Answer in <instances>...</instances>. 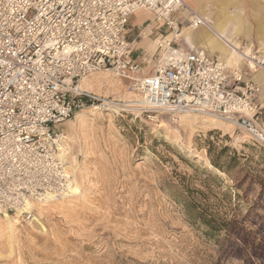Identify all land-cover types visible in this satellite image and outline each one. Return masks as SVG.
Instances as JSON below:
<instances>
[{
    "label": "rangeland",
    "instance_id": "rangeland-1",
    "mask_svg": "<svg viewBox=\"0 0 264 264\" xmlns=\"http://www.w3.org/2000/svg\"><path fill=\"white\" fill-rule=\"evenodd\" d=\"M249 9L254 27L264 0ZM129 85L110 71L82 80L121 105L65 122L80 192L36 206V223L0 215V264H264V146L221 122L128 104ZM262 103L264 124L263 91Z\"/></svg>",
    "mask_w": 264,
    "mask_h": 264
},
{
    "label": "built area",
    "instance_id": "built-area-1",
    "mask_svg": "<svg viewBox=\"0 0 264 264\" xmlns=\"http://www.w3.org/2000/svg\"><path fill=\"white\" fill-rule=\"evenodd\" d=\"M139 10L162 23L145 60L151 73L131 57ZM209 24L185 0H0V215L36 223V206L71 191L65 122L95 103L121 105L81 86L94 72L128 79L138 96L128 104L222 121L264 146L253 78L264 71V42L240 41L241 66L177 45L184 26Z\"/></svg>",
    "mask_w": 264,
    "mask_h": 264
},
{
    "label": "crops",
    "instance_id": "crops-1",
    "mask_svg": "<svg viewBox=\"0 0 264 264\" xmlns=\"http://www.w3.org/2000/svg\"><path fill=\"white\" fill-rule=\"evenodd\" d=\"M185 1L197 11H199L203 16H206V18L212 20L213 22L221 23L223 21H227V34L229 35H231L233 29L237 25L236 22L238 16V20L240 19L239 23L241 24L243 30L240 34L232 36L236 37L237 39H235L238 42H240V39L242 37L247 39L248 45L250 41H252L254 45L257 44L256 42L262 43L264 41V20L259 15H254L255 26L252 27V23L248 20V17L246 15V12L250 10L249 6L254 7L255 3H257L258 0ZM260 9L261 8H259V11L262 12V10ZM180 17L182 18V15ZM161 26L162 23L156 22L153 18V15L146 11L139 10L132 14L129 19L128 40L131 42L132 47L131 57L137 61H140L143 65L144 70H146L148 67L145 60L151 59L156 53V47L154 48V50H152V45L154 44V37L158 35L157 29H159ZM201 28L205 30H202ZM249 29L252 30L250 33ZM247 36L249 38H247ZM254 38L257 41H253ZM235 39L233 38L234 41ZM214 40L217 41L215 42ZM242 40L244 41V39ZM177 45L183 48H189L192 46L203 47L211 54L218 55L219 58L224 60L227 64L233 65V63H237V60H234L232 55L228 57L225 55L223 46L224 44L218 39L215 31H211L209 29L206 30V28L203 26L195 29L189 28V26H184L182 28L181 38L177 42ZM254 78L261 84L262 91L264 92V72L257 71L254 74Z\"/></svg>",
    "mask_w": 264,
    "mask_h": 264
},
{
    "label": "bare ground",
    "instance_id": "bare-ground-1",
    "mask_svg": "<svg viewBox=\"0 0 264 264\" xmlns=\"http://www.w3.org/2000/svg\"><path fill=\"white\" fill-rule=\"evenodd\" d=\"M195 9V8H194ZM196 10V9H195ZM197 11V10H196ZM201 16H203L199 11H197ZM235 14V13H234ZM240 14V13H239ZM206 18V16H204ZM211 19V18H210ZM207 20H209L207 18ZM240 20V19H239ZM239 20H238V16H237V25L236 27L233 29L231 35L227 34V26H228V22L227 21H223L221 23H216V22H213L212 20H209L210 21V27H207V26H203L206 28V30H211V31H215V34L217 35L218 39L224 44V50H225V55L228 57V56H233L234 60H237L236 62L239 64L240 62H243L242 61V58H241V54L239 53L237 47H239L241 45L240 42H238L235 37H232V36H236L238 34L241 33V31L243 30V28L241 27V24L239 23ZM219 22V21H218ZM200 27V26H198ZM198 27H189V28H198ZM247 28V27H246ZM202 30H205L203 28H201ZM260 30V29H259ZM252 30L249 29V33L251 32ZM261 31V30H260ZM214 33V32H213ZM181 35H182V32H181ZM247 35V34H246ZM206 36V35H205ZM212 36V35H211ZM250 36V35H249ZM233 38L235 39V41L233 40ZM247 38H249L247 36ZM215 41V40H214ZM217 41V40H216ZM215 41V42H216ZM250 41V40H249ZM232 42V44H231ZM251 42V41H250ZM214 43V42H213ZM248 47H251L250 43L248 45ZM213 48V47H212ZM205 49V48H204ZM206 50V49H205ZM213 50V49H212ZM209 52V51H208ZM210 53V52H209ZM211 54V53H210ZM242 64V63H241ZM234 65V63H233ZM257 71H260V72H264V71H261V70H257ZM256 71V72H257ZM255 72V73H256ZM254 73V74H255ZM254 74H253V78H254ZM96 107V106H95ZM182 115H189V116H197V117H200V118H205V119H209V120H212V121H215V122H221L223 123L222 121H218V120H214V119H211V118H208V117H204V116H198V115H195V114H182ZM193 117V118H194ZM225 124V123H223ZM227 125V124H226ZM73 185H72V189L71 191H69L68 193H63L64 196H66V194L68 195L70 192L72 194H75L77 195L79 192H80V186L78 184V182L76 181L75 178H73ZM30 204L28 203V206ZM9 218V216H7Z\"/></svg>",
    "mask_w": 264,
    "mask_h": 264
},
{
    "label": "trees",
    "instance_id": "trees-1",
    "mask_svg": "<svg viewBox=\"0 0 264 264\" xmlns=\"http://www.w3.org/2000/svg\"><path fill=\"white\" fill-rule=\"evenodd\" d=\"M212 164L217 166V162L214 160H211ZM188 207L189 214L197 218L201 221L202 224H204L207 228V231L210 233H217L221 229V225L218 224L214 218L206 216L203 212L197 210L196 208L192 207V205L186 204ZM228 230V229H227Z\"/></svg>",
    "mask_w": 264,
    "mask_h": 264
}]
</instances>
